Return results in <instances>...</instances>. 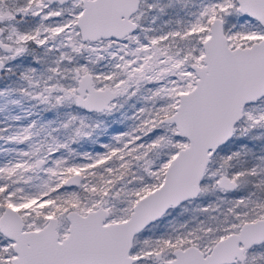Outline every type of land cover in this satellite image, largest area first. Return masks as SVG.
<instances>
[{
    "label": "snow or ice",
    "instance_id": "6c2138e0",
    "mask_svg": "<svg viewBox=\"0 0 264 264\" xmlns=\"http://www.w3.org/2000/svg\"><path fill=\"white\" fill-rule=\"evenodd\" d=\"M0 264H264V0H0Z\"/></svg>",
    "mask_w": 264,
    "mask_h": 264
}]
</instances>
